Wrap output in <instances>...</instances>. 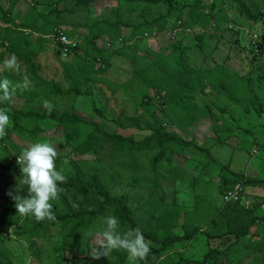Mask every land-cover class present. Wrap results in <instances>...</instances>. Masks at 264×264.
Wrapping results in <instances>:
<instances>
[{
	"label": "rangeland",
	"instance_id": "rangeland-1",
	"mask_svg": "<svg viewBox=\"0 0 264 264\" xmlns=\"http://www.w3.org/2000/svg\"><path fill=\"white\" fill-rule=\"evenodd\" d=\"M242 1L253 11L264 14V4L258 0ZM187 6L188 9H183ZM0 10L8 12V17L14 22L13 25L6 24L0 11V41H8L10 47L7 35L11 28L19 49L33 53L32 61L40 79L53 80L63 89L70 87L63 74L64 66L69 61L62 63L56 57V45L54 47L46 39L53 25L58 24L69 38L80 45L76 55L84 59V65L89 67L87 77L93 80L88 86H83L79 76L68 71L69 77L82 85L77 96H63L53 101L40 97L29 102L16 95L10 106L11 122L6 129L10 130L11 143H0V210L15 206V201H8L9 191L13 195L27 196L24 186L5 172V167L9 166L7 155L20 154L32 143L48 141L55 146L62 163L70 159L89 172L99 170L114 195L126 194L134 210V218L143 230L162 225L155 218L169 210L181 216L176 228L159 226L166 234L184 237L186 232L182 223L188 225L195 220L192 226H199V232L179 241L162 254L152 256L149 264H173L174 255L181 256L179 264H191L200 261L210 248L227 250L235 244L233 235L213 239L205 233L218 235L227 230L225 223L216 216L217 209L224 202L223 177L232 180L235 175L264 178V66L260 67L253 59L249 40V34L256 33L264 48V16L258 22L251 23L240 14L237 3L231 0H176L162 31L155 30L145 38L144 35L139 37L147 30L143 22H150L157 15L165 14V5L148 4L143 7L138 3H123L119 7L116 1L99 0L77 7L73 0H0ZM115 10L118 11L116 15ZM101 18L110 21L118 19L129 26H121L117 31L123 38L121 45L108 44L104 38L93 42L87 25H93ZM177 20H182L190 31H183L171 38L170 32ZM139 25L141 28L137 30ZM20 30L29 34L25 35ZM92 44L102 50V57L107 62L105 70L99 73L96 70L98 65L93 63L96 51ZM8 48L0 47V63L10 55ZM155 52L157 57L162 55L160 58L169 61L181 56L194 67L212 68L219 64L230 68L249 85L261 101L262 108L246 112L244 104L234 103L224 95L213 93L209 100L215 119H202L182 132L171 122L175 116L174 109L161 108L153 91L149 93L154 104L142 105L146 91L134 72L145 69L153 62ZM19 62L20 74L2 72L0 79L7 77L15 83L27 75L33 82L28 66ZM196 100L199 101L200 97ZM44 101L52 104L51 110L45 109ZM45 111L62 116L75 115L82 119L84 125L79 128L82 146L68 145L59 150V144L65 138L63 126L24 115ZM151 112L158 125L167 122L171 126L168 129L170 132L183 140H194L199 147L208 150L214 161L208 162L203 153L189 147L177 148L170 162L157 164L152 161L156 150L132 154L125 146L107 142L100 133L143 140L151 134L147 130ZM125 119L137 120L140 129L122 127ZM221 121L229 123L231 131L216 132ZM81 149H87V152L81 153ZM61 168L67 172L66 167L60 165L58 170ZM243 190L244 198L250 202L244 207L257 204L254 216H264V186L243 187ZM37 223L34 218L21 217L17 212L0 223V264H64L65 261L72 264L108 263L109 257L95 260L88 255L93 239H88V236L74 248L65 245L58 227L48 226L29 236ZM258 224L259 230L264 221L260 220ZM256 231L257 227L252 228L247 236L230 248L228 258L220 260L218 264H264L262 254H253L244 248L255 241H264V232L257 234ZM126 264L130 262L127 260Z\"/></svg>",
	"mask_w": 264,
	"mask_h": 264
},
{
	"label": "trees",
	"instance_id": "trees-1",
	"mask_svg": "<svg viewBox=\"0 0 264 264\" xmlns=\"http://www.w3.org/2000/svg\"><path fill=\"white\" fill-rule=\"evenodd\" d=\"M74 5L77 7L88 6L99 0H73ZM116 1L120 7L123 3L128 4H140L143 7L148 4L153 5H165L166 13L159 14L150 22L146 20L143 22V26L147 29L142 32L139 37H143L144 33L152 35L153 31H162L163 25L166 19L171 15L176 0H110ZM237 3L239 12L251 23L259 21L260 17L264 16L261 11H253L246 2L242 0H231ZM258 2L264 4V0H258ZM189 6L183 8L188 9ZM2 18L6 24H12L13 20L8 17L9 13L0 10ZM115 10V15L117 14ZM180 23L181 27L189 29L182 20L174 22L172 28ZM15 25V24H14ZM60 26L54 24L53 28ZM121 26H126L120 20L110 21L106 19L96 20L93 25H89V29L93 38V42L98 39L104 38L108 41V44H114L118 38L122 36L118 35V29ZM18 28H23L19 27ZM129 27V26H126ZM132 27V26H130ZM52 28V29H53ZM135 28V27H132ZM139 25L137 30H140ZM25 34L22 30H20ZM148 31V32H147ZM138 32V31H137ZM156 32V33H158ZM28 35V34H25ZM48 36V35H47ZM46 36V39H47ZM7 40L10 41V47L8 41L9 54H15L17 58L28 66L29 71L33 76V82L29 91H17V96L23 97L26 101H34L36 98H46L51 101L57 100L63 96L74 95L77 96L80 89L79 86H88L93 82L88 75L89 67L84 65V59L76 55L80 50V45L76 49L72 50L70 54H63L56 57L62 62L66 63L64 66V78L70 82V87L63 89L53 80L40 79L36 74V66L32 61L33 53L23 52L19 49L16 41L14 31L9 32ZM123 40V38H122ZM48 41V40H47ZM1 47V46H0ZM96 54L93 56V63H96L99 72H102L107 67L106 60L102 57V50L97 49L95 44H92ZM57 49L60 48L57 46ZM251 53L253 51L250 49ZM160 54V53H159ZM155 60L151 62L145 69L135 71L136 77L144 87L146 93L143 96L142 105L151 106L154 104L152 96L149 91H153L157 97V103L161 108H173L175 116L171 118V122L176 128L182 132H186L193 124L198 121L211 118L215 119L212 113V108L209 100L210 94H221L224 95L228 100L237 103L244 104V110L249 112L250 109L259 111L262 108L261 101L252 92L251 88L247 83L244 82L241 76L236 74L230 68L216 64L212 68H199L190 65L181 56L174 57L171 61L160 58L162 55L156 56V52L153 54ZM2 56V55H1ZM71 59V60H70ZM100 60V63L97 60ZM256 62V57L253 56ZM257 63V62H256ZM264 66V65H260ZM74 72L80 78L82 85L79 84L78 80L69 77V73ZM93 71V70H92ZM164 93V95H162ZM200 97L197 101L196 98ZM5 106V105H0ZM25 117L36 118L41 120H47L57 125L63 126L65 131V138L63 142L59 144V150H63L68 145H74L77 147L82 146L80 126L84 125V121L75 115H57L51 111H45L44 113L29 112L24 114ZM150 120L148 121L149 127L147 130L151 131V134L145 137L143 140L136 141L131 137L115 136L106 132H100L102 137L111 144L119 146H125L129 153L142 152L145 150H156L157 152L152 157L154 163H160L162 161L170 162L171 158L177 148H191L197 150L207 158L208 162H213L207 149L199 147L194 140H183L168 129L171 127L170 124L164 122L158 125V122L154 118V113L149 114ZM125 128H136L140 129L137 120L125 119L121 125ZM229 123L222 122L215 129L216 132L220 131H231ZM7 135L0 138V143L10 142V130H6ZM87 149H81V153H86ZM19 154H9L6 160L9 166L5 167V172L8 177H15L18 181L21 176L20 166L17 164L16 159ZM67 168V172H63L66 176V182L59 186L63 189L60 193L59 199L51 202L53 204V210L55 213L54 220H45L38 222L33 226L29 236H33L34 232L43 230L48 226L58 227L60 232L64 236L65 245L69 248H74L76 244L80 243L86 236L88 239H92L88 235L89 231L93 233L100 231L104 228L102 218L108 215L114 216L119 222L118 231L121 233L139 227L146 240L150 242V253L146 260L138 261V264H149L152 256H158L165 250L172 248L179 241L189 239L193 237L201 229L199 226H192L195 220L189 222V224L182 223V227L185 229L186 235L180 237L178 235L166 234L163 228L172 229L178 226V219L180 214L174 210H169L165 214H159L155 220L162 225H158L156 229L143 230L134 218V210L129 205V197L126 194L114 195L111 190L106 186L104 175L99 170L89 172L76 164L73 160H67V164L62 163L61 159L57 157L56 167L59 166ZM235 179H228L227 177L222 178V185L225 190L234 187L237 184L243 187H257L264 186V178L258 177H245L243 175H235ZM24 186V185H23ZM26 194L27 188L24 186ZM9 202L14 200L10 197ZM255 206V207H254ZM252 205L250 208H245L244 205L238 202H223L220 209H217L216 216L218 220L225 223L227 230L218 235H211L205 233L209 238H222L227 235H233L235 238V244L239 243L242 237L249 234L250 230L257 227V234L264 232V225L258 230V222L264 221V216L256 217L254 212L256 211L257 204ZM16 212L15 206L12 208H5L0 210V223L7 217H12L13 213ZM153 214V213H152ZM33 218V217H32ZM185 217H183L184 221ZM182 221V222H183ZM199 221V220H197ZM202 223V221H199ZM162 226L163 228H159ZM235 244H232L234 246ZM232 246H229L227 250H218L217 248H210L200 261H193L191 264H218L220 260L228 258V252ZM244 248L250 250L253 254H262L264 257V241H255L252 244L245 245ZM107 264H126L127 254L123 251H113L109 256ZM180 255L172 256L173 264H179ZM64 264H72L71 262L65 261Z\"/></svg>",
	"mask_w": 264,
	"mask_h": 264
},
{
	"label": "clouds",
	"instance_id": "clouds-1",
	"mask_svg": "<svg viewBox=\"0 0 264 264\" xmlns=\"http://www.w3.org/2000/svg\"><path fill=\"white\" fill-rule=\"evenodd\" d=\"M2 72L20 74L21 64L15 54L8 55L0 63V73ZM31 85L32 82L27 75L15 83L7 77L0 79V105H5L0 106V138L7 135L6 129L11 122L10 106L17 91L30 90ZM44 107L51 110L52 104L44 101ZM57 157L55 146L48 141L32 143L17 155L16 162L21 171L18 183L27 188L28 195L26 197L13 195L11 191L8 195L15 201V209L19 216L33 217L37 222L55 219L51 201L59 199L63 191L59 185L65 183L67 179L63 174V168L57 170ZM64 163L67 164V161ZM102 222L104 224L102 230L88 233L93 238L88 255L99 260L101 257L108 258L113 251H123L127 254L130 264L146 260L151 251L150 242L146 240L139 227L121 233L118 231L119 222L116 217L105 216Z\"/></svg>",
	"mask_w": 264,
	"mask_h": 264
},
{
	"label": "built area",
	"instance_id": "built-area-1",
	"mask_svg": "<svg viewBox=\"0 0 264 264\" xmlns=\"http://www.w3.org/2000/svg\"><path fill=\"white\" fill-rule=\"evenodd\" d=\"M187 28L181 27L180 23L178 22L170 32L171 38H174L181 32H185ZM25 34H29V32L22 30ZM144 37H149L150 34L144 33ZM63 38V39H62ZM47 40H49L50 43L53 45H56L60 48V52L63 54H70L72 53V50L76 49L78 46V42L74 39L69 38L63 28L61 26H57L52 29L51 33L48 34ZM249 40L251 42V47L250 49L253 51V56L256 57V62L258 65H264V48L261 45L258 35L256 33L249 34ZM123 43L122 38H118L116 44L121 45ZM0 45L2 48H7L8 43L6 41H0ZM97 62L100 63V60L98 59ZM244 190L243 187L239 184L235 185L234 187L225 190L223 194V201L224 202H238L242 205L248 206L249 205V200H246L244 198Z\"/></svg>",
	"mask_w": 264,
	"mask_h": 264
},
{
	"label": "crops",
	"instance_id": "crops-1",
	"mask_svg": "<svg viewBox=\"0 0 264 264\" xmlns=\"http://www.w3.org/2000/svg\"><path fill=\"white\" fill-rule=\"evenodd\" d=\"M101 19H106V18H101ZM80 27H82L83 25H79ZM87 30L90 32V29H89V27H88V25H87ZM91 33V32H90ZM82 35H83V33H82ZM4 41V40H3ZM1 46V45H0ZM54 46V45H53ZM55 47V46H54ZM55 52L57 53L56 55L57 56H59V55H61V53H60V50L59 49H57V46L55 47ZM59 53V54H58Z\"/></svg>",
	"mask_w": 264,
	"mask_h": 264
},
{
	"label": "water",
	"instance_id": "water-1",
	"mask_svg": "<svg viewBox=\"0 0 264 264\" xmlns=\"http://www.w3.org/2000/svg\"><path fill=\"white\" fill-rule=\"evenodd\" d=\"M59 54V53H58Z\"/></svg>",
	"mask_w": 264,
	"mask_h": 264
}]
</instances>
